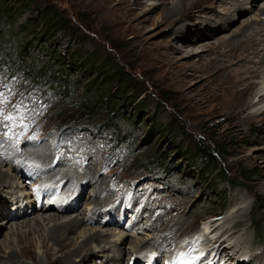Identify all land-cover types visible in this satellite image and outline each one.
<instances>
[{
    "label": "rangeland",
    "instance_id": "obj_1",
    "mask_svg": "<svg viewBox=\"0 0 264 264\" xmlns=\"http://www.w3.org/2000/svg\"><path fill=\"white\" fill-rule=\"evenodd\" d=\"M138 1L26 0L27 7L16 5L14 8L20 10L16 18L2 27L5 37L0 38V48L6 54L15 58L19 43L27 42L26 62L48 71L41 80L31 79L20 70L25 67L27 73L26 65L12 69L0 60V92L7 97L0 107L12 113L13 105L22 104L20 111L26 113L22 124L0 120V132L4 129L11 133L9 137L0 135V148L4 145L0 174L5 180L0 184V201L6 203V208H0V264H33L20 256L17 225L49 216L60 222L74 217L83 220L71 233V249H79L94 232L102 235L97 243L104 252L98 244H90L94 252L90 261L82 263L73 257L75 264H132L141 253L143 261L151 255L153 261L158 254L163 263L176 253L184 256L189 247L182 252V240L195 235L201 221L204 228L213 219L215 225L220 221L219 247L222 245L224 259L210 263L242 264L246 260V264H264V239L259 240L252 224L255 197L264 199V100L258 102L264 94V66H257L259 77L253 79L251 94L245 96L247 103L256 105L235 118L230 115L233 102L215 87L217 79L213 76L215 64L223 61L227 50L224 42L238 37L246 24L264 20V12H258L264 8V0H238L235 12L231 0H216L200 7H192L186 0L187 13L178 9L179 0ZM253 1H258L257 6L249 12ZM46 6L68 20L74 37L59 32L52 39L39 40L36 35L41 34L40 25L23 29L35 10ZM178 37L182 44L174 42ZM179 45L184 51L175 53ZM54 49L63 61L71 54L94 52L98 53L100 68L109 61L123 68L138 90H147L140 97L144 109L135 114L131 99L117 100L119 114L108 126L103 123L104 117H109L106 111L94 119L79 113L84 99L94 98L96 91L114 93L115 86L103 69L93 73L70 69L65 83L59 77L52 78L57 68L53 64ZM191 52L190 58L184 57ZM94 76V85L100 89L90 85ZM248 113L256 119L246 121ZM174 119L184 124L185 132L175 131ZM153 123L162 125L164 132L149 133ZM116 135L123 138L121 143ZM197 141L225 151L220 164L231 180L235 181L241 170L249 180H239L241 186L231 189L215 177L216 172L207 180L201 179L197 170L204 162L190 158ZM6 146L8 150L3 149ZM172 151L177 153L169 155ZM154 152L170 156L166 168L154 162L158 160ZM61 158L64 161L59 167H53ZM88 169L91 177L87 176ZM214 183L216 190L212 191ZM57 201L60 208L53 207ZM19 207L18 217L10 220L9 215ZM242 208H248L244 215ZM233 221L237 222L233 230L224 233ZM52 225L49 223L44 232ZM214 234L204 247H211ZM37 238H32L33 255L44 264L48 261ZM233 245L236 250L227 249ZM59 250L49 264H67L61 259L65 251ZM235 251H239L237 255ZM151 261L148 263L153 264Z\"/></svg>",
    "mask_w": 264,
    "mask_h": 264
},
{
    "label": "bare ground",
    "instance_id": "obj_2",
    "mask_svg": "<svg viewBox=\"0 0 264 264\" xmlns=\"http://www.w3.org/2000/svg\"><path fill=\"white\" fill-rule=\"evenodd\" d=\"M185 1L186 0H179L178 9L181 11V13H187L188 12V8L185 6ZM187 1L191 2L192 7H194V6L200 7V6H203L205 3H214L216 0H187ZM142 2H143V0L138 1L139 4ZM238 2H240V1L231 0V3H229L230 6L233 7L232 9L234 12H235V9L238 5ZM256 3H258V1H256V2L253 1L252 3H250L251 10L249 9L250 10L249 12H252V10H254L256 8V6H257V5L255 6ZM258 12L263 13L264 8L262 7L261 9L258 10ZM244 13H246V12H244ZM256 22H259V24H261V25H256ZM255 26H259L260 31H259V28L257 29ZM242 29L243 30L239 32V35H237L238 37L235 36L234 39H230L228 42H224L225 44H227V50L223 56V61L221 63L215 64V67H214V74L215 75H213V76H216L215 79H217L215 81V87H217V89L221 88L222 93L224 94L225 98H230L231 101L233 102L232 108L230 109V111H231L230 115L232 118H235L238 115L244 114L245 108H246L245 109V111H246L249 108H252L253 106L256 105V104H253L251 102L247 103V101L245 100L246 99L245 96L248 95V93L251 94V89L253 87L252 81H253V79L259 77V70H258L257 66H264V45H263V43H264V20L259 19L257 21H253L249 24H246V26ZM200 40H201V38H200ZM174 42L177 44H182L183 40H182V38L178 37V38L174 39ZM221 44H219V46ZM215 49H217V48H215ZM182 50L184 51V48H182V46L179 45V47L177 46L174 49V52L178 53V52H181ZM201 53L203 54V52H200V54ZM192 55L193 54L191 52L190 54H186L184 57L190 58ZM235 61H238V62L235 63ZM219 97H221V96H219ZM262 100H264V94L259 96L258 102H261ZM235 110H241V111L235 112ZM244 119L246 121L254 120V119H256V115H252V113H248L246 118H244ZM1 128H3V127H1ZM3 130H2V132H0V135L5 136V137H9L11 133L8 134L7 132H5V130L4 131ZM18 142H19V140L17 141V143ZM1 148H0V150H1ZM5 148L8 150L7 146ZM26 155H31L32 157L34 156L38 159V157L36 155H34L33 153H27ZM34 157H33V159H34ZM61 159H63V158H61ZM39 160L44 161V158H41ZM0 161H1V159H0ZM3 161L5 162L6 158ZM63 161L64 160H62L61 163ZM51 167H52V164H51ZM47 169L49 170L50 167ZM33 170H35V167H31V171H33ZM13 171L18 173L17 169L13 168ZM87 173H88L87 176H89L90 175L89 169H88ZM94 174H96V173H94ZM94 174L92 173L91 175H94ZM6 176H7V174H6ZM89 177H91V176H89ZM93 178H95V176H93ZM3 180H4V177L1 173L0 174V184L3 182L5 183V180L4 181ZM104 201H106V200H104ZM138 201H139V199H138ZM27 202H28V200H27ZM98 202L99 201H97V203ZM99 204H101V202H99ZM2 207L6 208V203L4 201H0V208H2ZM18 209H20V211H21L22 208H18ZM247 209L248 208H242L241 215H244L245 212H247ZM9 213H10V211H9ZM24 213L26 214L28 212L24 211ZM9 217H10L9 218L10 220H15V219H13V217L11 215H9ZM82 222H83V220H80L77 217L70 218V219L65 220L63 222H60L59 219H57L53 216H49L47 218L44 217L41 220H35V222L33 221V223H26V224L22 223V225H20V226L16 224L18 227H20V229H16V239H17V241H19V244H22L20 246L21 258L31 259L33 261V264H43V262L41 260H37L36 257L33 255V253H34L33 249L35 246H34L32 238H33V236L36 237V235H37V237H38L37 239L39 241L41 240L40 247L42 248L45 261H48L44 264H49L51 262L50 258H52V256H54L56 254V252L60 251L59 247L65 251V257L64 258L61 257V259H63V262H67V264H75V262L73 261V257L80 258L79 262H82V263L89 262L90 258H92V256L94 255V252H92L89 249L90 244H93V243L98 244L96 246L98 248H100V252L101 253L104 252V248L101 247V245L99 246V243H97L98 239L102 238V235L98 234V232H96V233L94 232L93 234H91L87 239H85L81 243V246L79 249H75L74 247H72V249H71V239H72L71 233L75 228L78 229V227L82 225ZM49 223H53V225L48 230H46L45 231L46 233H45L44 232L45 227L47 228V225ZM219 223H220V221L216 223V225H215L216 227L214 228V231L217 230V232H219V233L214 234L215 238L212 239L213 242L219 241V238L221 237V232L217 227V225ZM236 224H237L236 221H233V224L231 222V225H229L228 228L224 230V233L225 232H231ZM208 231H209L208 226L205 225L204 226V233L207 234ZM201 232L203 233V231H201ZM201 232H200V234L197 232V235H202ZM212 233L213 232H211V234ZM188 235H190V234H188ZM198 237H200V236H198ZM173 238H176V236L174 235ZM187 238H189V239H187ZM198 239L199 238H197L193 235L186 236L185 239L182 240V242H183L182 245H184V248H185L187 245L186 242H188V241L194 242V244H196L195 241L196 240L198 241ZM35 240H36V238H34V241ZM208 243L209 242L207 239V244ZM224 244H225V241H224ZM54 247H56L57 249H54ZM233 248H235V250L237 249L235 247V245H233L232 247H228L227 249L230 250ZM223 249H225V248L223 247ZM235 252H236L235 255H237V253L239 251H235ZM200 253H202V251H200ZM180 254H181L180 252L176 253L174 255V257L169 259V261L172 260V262L170 264H175L176 260L177 261L179 260V258L181 256ZM244 255H246V254L244 253ZM151 256L146 261H143L141 258V259L135 260L134 262H132V264H149L148 262L151 261ZM195 259H196V256L192 257L186 261H183L182 264H189L190 262H194ZM151 263H153V261H151ZM246 263H247L246 260H244L242 264H246Z\"/></svg>",
    "mask_w": 264,
    "mask_h": 264
},
{
    "label": "trees",
    "instance_id": "obj_3",
    "mask_svg": "<svg viewBox=\"0 0 264 264\" xmlns=\"http://www.w3.org/2000/svg\"><path fill=\"white\" fill-rule=\"evenodd\" d=\"M18 5L21 6L22 9L27 7L26 0H13L12 2L7 3L5 0H0V38L5 37V33H3L4 29L2 28L5 23H9L8 20H12L16 18L17 14L19 13V8H14ZM10 24V23H9ZM41 26V34H35V31L33 30V34L36 35L37 38L42 39H52L54 36L59 32H65L69 33L72 37H74V31L71 26H69V22L67 19L62 17V15L54 8L50 6H46L44 8H39L35 10L34 17L28 21L26 24V28L23 27V29L28 28H35L37 26ZM3 30V31H2ZM27 31V30H25ZM9 37V34L6 35ZM78 39V38H74ZM19 50L18 53L15 55V58L13 55L6 54L3 49L0 48V60L3 62L2 64H8L9 67H12V69L18 68L26 65L28 67V72L26 73L25 67L23 69H20L24 75H26L27 78L31 79H43L47 75L48 68H44L42 70V67H34L30 66L31 64H28L26 60L29 58V46H27V42H20L19 43ZM0 42V47H1ZM47 45V44H46ZM52 46V45H51ZM54 53H56L54 49ZM22 64V66H21ZM54 66L57 65V68L55 72H52V78L55 76L57 79L61 78L64 79V83L67 77H69L71 71L70 69L77 70H85L88 72L93 73V71L97 72L98 70H107L108 72V79L110 80L109 83H112L111 85L115 86V92L110 93L104 91L103 93L96 91V94L94 98L90 99H84L80 106L78 107V112L86 115L90 119H94L98 117L99 115L103 114V111H106L109 117L106 119L104 117L103 123L104 125H113V119L118 116V101L120 100L122 102H125L127 99H131L132 103L135 104V114L140 113L144 109V101L143 98L140 99V97L147 91L145 89L138 90L136 87V83H134V79L124 71L123 68L116 66L115 64H110L109 62H104L103 66L99 65V57L98 53H91L89 55H83L81 53L77 54H71L67 57L66 60L63 61L62 57H60V54H54L53 59ZM15 67V68H14ZM34 67V68H33ZM73 67V68H70ZM98 69V70H97ZM46 71V72H45ZM106 72V73H107ZM59 77V78H58ZM60 80V79H59ZM96 80V77H91L90 79V85H92L93 88H98V85H94V81ZM91 87V86H90ZM91 92L90 90H87V93ZM87 95V94H86ZM138 101V102H137ZM122 104V103H121ZM62 124L64 125L65 122L63 121ZM174 129L178 132H185L184 130V124L180 121H177L174 119ZM114 131L118 133V128L114 126ZM154 131H160L164 132V128L162 125L158 123H153L152 126L149 127V133H152ZM116 140H119L118 142L121 143L123 141V138L121 136L118 137L116 135ZM210 143H206L204 141H197L195 144V151L192 152L191 157H198L201 161H203V166L197 170L199 176L201 179L207 180L209 176L213 175L215 172V177L221 181L228 184V186L231 189H235L238 186H241L242 181H248L249 178L245 177L243 174V170L240 171L238 174V177L234 178L235 181L230 179V176L228 172L221 166L220 161L225 155V151H223L219 146L212 145V147L209 145ZM214 146V147H213ZM183 153V150H181ZM185 152V150H184ZM176 154V151H172L170 154ZM154 155H157V153L154 152ZM195 155V156H193ZM158 160L154 161L155 163H160L164 166L162 168H166V160L170 156H166L165 154H159ZM193 162V160H192ZM240 184V185H239ZM215 183L212 184V191L216 190ZM254 208V215L252 217L253 220V229L256 230L257 236L259 240L264 239V199H256L255 197V206ZM261 242V241H260ZM264 242V241H263Z\"/></svg>",
    "mask_w": 264,
    "mask_h": 264
},
{
    "label": "snow or ice",
    "instance_id": "obj_4",
    "mask_svg": "<svg viewBox=\"0 0 264 264\" xmlns=\"http://www.w3.org/2000/svg\"><path fill=\"white\" fill-rule=\"evenodd\" d=\"M6 99L7 97H5L2 92H0V105L5 103ZM23 107L24 106L22 104L13 105L12 113H7L2 107H0V120L7 121L9 124L14 121L22 124V122L26 119V113L20 111V109Z\"/></svg>",
    "mask_w": 264,
    "mask_h": 264
}]
</instances>
